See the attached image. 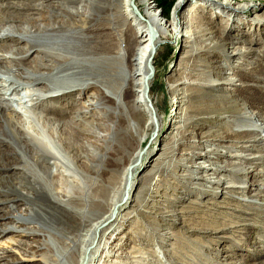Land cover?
Here are the masks:
<instances>
[{
  "label": "bare ground",
  "instance_id": "bare-ground-1",
  "mask_svg": "<svg viewBox=\"0 0 264 264\" xmlns=\"http://www.w3.org/2000/svg\"><path fill=\"white\" fill-rule=\"evenodd\" d=\"M64 1L84 4L86 11L70 6L67 11L34 18L32 11L39 9L22 4L15 6L13 13L0 14V173L11 172L0 188V240L15 244L20 252L16 257L11 254L15 250L0 249V264H152L150 257L157 255L150 248L135 247L133 252L140 250L136 255L121 252L126 245L122 234L128 223H133L130 220L146 214L143 206L159 207L153 197H160L159 190L166 189L170 180L177 184L183 179L193 180L194 188L204 187L207 196L244 191L246 188L227 179L212 181L216 173L200 175L201 169L212 171L201 163L187 168V172L182 168L190 158L215 162L213 156L228 157L221 148L257 150L264 142V136L258 133L261 126L237 133L234 130L253 117L264 121V112L247 114L250 106L264 108V77L248 72L243 78L242 72L248 71L245 68L238 75L224 77L227 70L235 73L240 69L230 62L231 58L238 59L251 50L236 47L232 41L233 47H227L230 37L217 29L215 22L196 16L197 12L213 5L220 13L255 16L261 25L258 38L246 32L249 23L245 21L238 25L239 31L251 43H264V11L254 0H238L244 3L237 6L230 1L199 0L200 4L196 2L181 15L182 5L189 0H180L173 18L164 22L152 0ZM17 11L26 13L20 16ZM61 16L62 21H57ZM182 37L187 43L184 57L169 78L171 93L182 91V97L180 93L174 97L176 112L181 116L160 148L164 118L152 98L154 59L164 38L176 43ZM215 56L220 62L213 64L209 59ZM196 59H201L200 63ZM217 74L221 78L213 81ZM243 79L253 83L241 86L250 91L249 96L238 99L234 93L216 106L217 96L210 99L207 93L226 92L228 86H236ZM10 86L14 88L11 93ZM256 91L263 95L257 98ZM84 97L86 100H82ZM196 102L198 109L203 103L208 107L191 111ZM182 105L187 108L183 114ZM212 122L218 124L216 131L202 136L196 133L201 125ZM209 145L214 149H207ZM157 151L161 153L132 198L133 189L140 184L139 171ZM229 157L238 161L231 169L234 181H242L241 176L254 171L249 164L255 166L264 159L247 158L241 153ZM158 178L164 180L155 190ZM202 181L211 183V187ZM260 186L264 189V183ZM181 189L185 195L196 193L190 186ZM158 202L164 206L160 218L184 221L204 240L254 225L249 223L252 208L239 202L225 203L231 212L221 217L201 204L176 209L181 203L174 198ZM127 207L132 208L127 212ZM208 213L213 215L210 223L203 219ZM161 231L153 226L141 236L158 238L160 252L176 264H223L218 254L212 258L202 245L195 253L177 257L169 244L174 235ZM141 236L134 232L126 240ZM243 246L230 251L242 256Z\"/></svg>",
  "mask_w": 264,
  "mask_h": 264
},
{
  "label": "rangeland",
  "instance_id": "rangeland-1",
  "mask_svg": "<svg viewBox=\"0 0 264 264\" xmlns=\"http://www.w3.org/2000/svg\"><path fill=\"white\" fill-rule=\"evenodd\" d=\"M182 1V0H181ZM210 2L217 1V2H223V1H230L233 2L236 6L238 4H243L244 2L238 3V0H207ZM255 3L259 6L260 11H264V0H254ZM180 0H175V3L172 6L171 13L169 15L165 14L163 12V7L159 5L158 0H152V5L155 8V11L158 15H161L159 17L160 20L166 22L168 20H171L173 18V14L175 11L176 6ZM201 3L199 0H189L185 4L182 5V8L180 9V14H187V10L191 8V5L195 3ZM209 3V2H208ZM18 4V5H16ZM22 4H30L33 7H36L37 11H32L35 14L33 15L34 18H40V16L43 17H48L47 14H52V12L56 11H67L66 7H80L83 11H86V7L84 4H80L78 2L76 3H66L64 0H54L53 2H47L46 0H40V1H24V0H0V14L4 16L6 12L13 13L15 12V6H21ZM68 6H67V5ZM210 4V3H209ZM215 6L211 5L209 7H205L204 10H201L197 12L198 17H204L207 18L205 22L213 21L215 22V26L217 29L222 30L225 32V35H228L230 37V40L226 42V46L229 48H232L233 45L232 43H235L234 46L236 47H243L251 50L250 54H245L244 56L235 59L231 58L230 62L234 64V66H237V69L235 73L233 71L227 70L224 77H229L230 75L233 76V74H237L238 72L241 71V68L248 69V71L244 72L243 70V78L248 77L247 74L248 72H251V74L264 77V43H251V40L249 38H242L241 31H239L238 25L245 21V23H249L248 28L246 29V32L249 33L251 38H258V33L257 29L260 30L261 25H258L259 21L255 19V16L251 17L248 15L244 16H234V14L230 13H220L221 11H217L214 9ZM89 11V9H87ZM18 12V13H17ZM15 14H19L20 16L22 13H26L25 11H17ZM218 12V13H217ZM28 13V12H27ZM259 13V12H258ZM38 14V15H37ZM62 16L57 19V21H62ZM237 22V23H235ZM235 26L236 29L231 30V27ZM26 27V25H25ZM195 33L194 30L191 31V36L193 37V34ZM247 39V40H244ZM261 40L264 41V38L261 37ZM229 41H232L230 43ZM246 41V43L244 42ZM243 42L244 44H237V43ZM10 42L8 41L7 44ZM229 45H228V44ZM186 41L182 37L178 39V41L175 43V41L170 40L168 38H164L158 45V53L154 59V71H155V79L153 81V88H152V98L153 100L158 103L159 106V114L161 117L164 118V127H163V132L161 134L162 141L160 140L158 142V145L160 148H163V146L167 143V139L170 137V133H172L179 121V115L178 111L176 112L177 106L176 102H174V97L180 96L182 91H175L174 93H171L169 89V78L171 77V70L179 64L183 57H184V52L186 49ZM22 48H26L25 45H21ZM30 54L33 53V51L29 52ZM35 57V54L31 57L33 60ZM255 60H258L261 63H255ZM197 62L200 63L201 59H196ZM210 62L215 64V62H220L218 58L213 57L209 59ZM29 62V61H28ZM250 64V66L248 65ZM230 74V75H229ZM235 76V78L238 80L239 76ZM258 76V77H259ZM221 78V75L219 76L218 74L215 75L212 80L217 81ZM236 86H228L226 88V92H220L217 94L207 92L209 94L210 99H214L215 96L217 98L220 96L222 99H217V102L214 104L216 106H221L222 101L226 97L232 96L234 93H236L238 99H241L240 97L244 96H249L250 91L249 90H243L241 88L242 85L244 84H253L249 80L243 79L242 81H237ZM10 93L13 92L14 88L10 86ZM261 91L262 88L260 89ZM8 93V94H10ZM180 93V95H179ZM263 93L256 91L255 95L257 98H259ZM234 96V95H233ZM7 97H10L9 95ZM182 97V95L180 96ZM82 100H86V97H84ZM199 103H195L191 107V111H201L204 110L208 107V103H203L199 109L197 107ZM174 105V106H173ZM187 108L182 105L180 108V111H182V114L185 113V110ZM179 111V112H180ZM264 112V108L262 109H257L254 106H250L247 110L248 115H253L257 112ZM177 113V114H176ZM147 120V119H146ZM263 127L259 133V137L264 136V121L261 118L253 117L252 120L247 121L236 127L234 130L237 133L238 131L241 132L243 130H249V129H258ZM218 124L216 123H204L201 125V128L196 131V133L200 136L205 135L209 132L216 131L218 128ZM188 137L190 140H194L195 138L192 136ZM194 138V139H193ZM153 138L149 140V143L145 147V152L149 148L150 144L152 143ZM251 145V144H250ZM207 149H214V147L209 145ZM221 151L223 154H226L228 157L221 156V157H216L213 156L214 158H217L215 162L211 160V162L207 161L206 159H192L186 163V168L185 171H190L187 168H191L192 166L201 163V165H206L209 168H212V171L210 169H201L200 175H205V174H214L212 175L211 179L212 181H216L218 179H227L229 182H233V185L235 186H241L246 188L244 191H240L236 194L230 195L228 194V191H224L225 193H220L218 197L215 196H207L204 195L206 192L204 191V187H199V189H195V183L193 180L189 179H183L181 182L178 184L182 183L181 185H178L175 180H170L168 182L167 188L164 190H159L160 192V197H153L154 199V205L159 206V207H148L143 206L142 211L145 212L146 214H142L144 216H140L138 219L136 218H130V222L133 223H128V227L126 226V230L122 234L125 238L123 239V242H126V245H122L121 247V252L127 253L128 255H136L137 252L140 250H136L133 252V248H141L143 249H152L157 255V257H150L152 259V264H176L172 259L168 258V256L163 255V252H160L159 247L161 244L159 243L160 240L158 238H148L146 239L145 237H142L141 234L147 233V229L150 228L152 230L153 226L155 228H160L161 233L163 232H170L174 235V239H171L169 241L170 246H172L173 252L176 254L177 257L181 258V253H185L186 255L189 254V251H192L190 253H195L196 250H199V245H202L205 249L204 252L208 255H210L212 258H215V254H218V260L220 262H223V264H259L261 262H264V189L261 188L260 184L264 183L262 181V175L264 174V159L259 160L255 166H252L251 164L250 167L253 168L254 171L252 173H249L247 176H241L242 181H234V175L231 171L232 167H234L233 163H237L233 157L235 154H243L247 158L257 156L260 158L264 157V142L262 145H259V149H250V150H226L221 148ZM161 153V151H157L154 153L153 157L150 159L148 164L142 168L139 173H138V181H140L139 185H136V187L133 189L131 193V197H136L137 194L140 191L141 188V182L145 176V174L152 169L151 166L153 165L156 157H158L157 154ZM203 153H205L203 151ZM212 157V156H211ZM154 160V161H153ZM218 164V166H216ZM111 170V168H109ZM207 171V172H206ZM221 171V172H220ZM11 172L8 173H0V188L1 185H3V181H6L7 176H10ZM179 174H183V172H179ZM164 179L158 178V181L154 185V189L158 190V187L161 188V184L159 181H163ZM184 183V184H183ZM192 183V184H191ZM204 185L210 186L211 183H206L205 181H202ZM185 186H190L193 191H196L194 195H185L183 194V189L181 187ZM178 191V192H177ZM227 193V194H226ZM208 194H213L212 192H209ZM153 196V195H152ZM156 196V195H154ZM162 196V197H161ZM179 197H182L184 199H177ZM166 198L170 199H176L179 201L176 209H179L180 207H190L192 206L193 203L195 204H201L204 207H209L214 210H208V212H211L212 214L217 215L218 217L224 216V213H230V209H228L229 205L226 204H236L237 202L246 204L252 209L250 210V213L252 214L251 217H249V220L251 224H254L253 226H248V227H242L243 229L241 230H233L235 233H227L223 235H212L209 236L206 240L202 239L200 234L197 233V231H194L191 229L189 226H187V223L184 221H174L171 219H162L159 217V214L163 213L162 207L163 205L159 204L158 201H162L163 203L166 201ZM168 200V199H167ZM233 200L231 203L229 201ZM252 202V203H250ZM226 203V204H225ZM194 204V205H195ZM135 204L132 203L131 206H134ZM215 206L222 207L218 209ZM231 207V206H230ZM128 208V209H127ZM126 211H130L132 207H127ZM208 208V209H209ZM203 209V208H202ZM201 210V209H200ZM124 211V213L126 212ZM207 211V210H206ZM211 213H208V216H204V222L210 223L212 218L210 215ZM129 221V220H128ZM150 224H153L152 226ZM133 227H135L137 230H134ZM138 230L142 232H138ZM191 231V232H190ZM134 232L141 236L140 238H131L132 241L127 242L126 240L127 237H130ZM194 232V233H193ZM133 233V234H130ZM221 238L223 240H221ZM20 237H15V240H20ZM134 239V240H133ZM179 240L181 242H179ZM246 242V244H245ZM118 243V242H117ZM182 243V245H181ZM240 244V245H239ZM244 244L243 249L244 253L242 256H237L234 255L230 250L232 247H241V245ZM120 245V244H119ZM185 247L187 249H185ZM0 249L4 250H15L13 251L14 253H11L12 255L18 257L20 256V252L18 249H16L15 244L5 242L0 240ZM188 250V252L186 251ZM201 250V249H200ZM217 250V252H215ZM142 252V251H141ZM145 253V252H142ZM169 256H171L169 254ZM183 259V258H182ZM23 264H31L24 262Z\"/></svg>",
  "mask_w": 264,
  "mask_h": 264
},
{
  "label": "trees",
  "instance_id": "trees-1",
  "mask_svg": "<svg viewBox=\"0 0 264 264\" xmlns=\"http://www.w3.org/2000/svg\"><path fill=\"white\" fill-rule=\"evenodd\" d=\"M159 5L163 7V12L167 15L171 13L175 0H158Z\"/></svg>",
  "mask_w": 264,
  "mask_h": 264
}]
</instances>
